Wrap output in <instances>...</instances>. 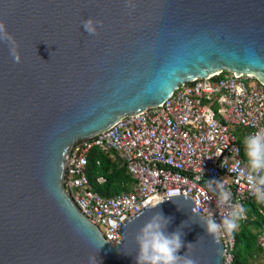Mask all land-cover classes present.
Listing matches in <instances>:
<instances>
[{
  "label": "water",
  "instance_id": "water-1",
  "mask_svg": "<svg viewBox=\"0 0 264 264\" xmlns=\"http://www.w3.org/2000/svg\"><path fill=\"white\" fill-rule=\"evenodd\" d=\"M0 21L20 56L0 43V264H136L135 236L157 211L169 234L187 223L179 255L223 264L186 195L144 208L111 245L65 193V161L179 86L220 73L264 85V0H0Z\"/></svg>",
  "mask_w": 264,
  "mask_h": 264
},
{
  "label": "built area",
  "instance_id": "built-area-1",
  "mask_svg": "<svg viewBox=\"0 0 264 264\" xmlns=\"http://www.w3.org/2000/svg\"><path fill=\"white\" fill-rule=\"evenodd\" d=\"M261 128L264 85L254 77L220 73L198 79L179 86L161 107L126 116L73 145L65 161L64 191L113 246L122 242L120 230L129 219L170 197L192 198L199 214L211 211L219 223L224 208L216 205L218 193L208 181L222 180L233 202L255 203L244 177L228 168L245 161L243 138ZM93 148L119 159L136 181L130 193L103 198L91 191L86 168ZM260 213L264 219V205ZM218 240L224 245L223 264H232L235 232L222 231ZM258 245L264 254V230Z\"/></svg>",
  "mask_w": 264,
  "mask_h": 264
},
{
  "label": "clouds",
  "instance_id": "clouds-1",
  "mask_svg": "<svg viewBox=\"0 0 264 264\" xmlns=\"http://www.w3.org/2000/svg\"><path fill=\"white\" fill-rule=\"evenodd\" d=\"M95 23L99 24V22ZM93 25L94 22L91 18L82 21V26L89 35H97ZM0 43L9 46L10 55L14 62L19 63L18 44L7 32L3 21H0ZM242 143L246 159L244 162L237 161L234 163L228 168V172L244 177L256 203L264 205V128L246 135ZM208 184L215 185V190L218 193L216 205L223 207L224 212L220 215L219 223L213 218L211 211L206 217H202L201 225L206 234L215 238L222 231L227 234L236 232L240 227V222L247 219L249 209L239 201L233 202L232 193L226 188L222 180H211L208 181ZM164 201L166 200H161L156 207ZM171 219V217H165L162 212L157 211L139 229L135 236L138 252L136 264H199L198 260L190 257L187 253L179 255L181 248L184 247L182 228L187 226V223H182L176 231L169 234L166 228ZM192 245L189 243L187 248ZM92 260L94 264H97L96 257H93Z\"/></svg>",
  "mask_w": 264,
  "mask_h": 264
},
{
  "label": "trees",
  "instance_id": "trees-1",
  "mask_svg": "<svg viewBox=\"0 0 264 264\" xmlns=\"http://www.w3.org/2000/svg\"><path fill=\"white\" fill-rule=\"evenodd\" d=\"M87 158L86 174L92 192L103 198H111L132 191L136 181L115 155H106L93 148ZM99 178L105 182L99 184ZM246 207L249 209L247 219L235 232L232 264H264V254L258 245V236L264 230L260 205L256 202L247 203Z\"/></svg>",
  "mask_w": 264,
  "mask_h": 264
},
{
  "label": "rangeland",
  "instance_id": "rangeland-1",
  "mask_svg": "<svg viewBox=\"0 0 264 264\" xmlns=\"http://www.w3.org/2000/svg\"><path fill=\"white\" fill-rule=\"evenodd\" d=\"M251 82H252V83H255L256 81H251ZM241 223H242V221L240 222V226H241ZM253 225H254V224H253ZM239 229H240V227H239ZM239 229H238V230H239ZM101 230H103V229L101 228ZM238 230H237V231H238Z\"/></svg>",
  "mask_w": 264,
  "mask_h": 264
}]
</instances>
